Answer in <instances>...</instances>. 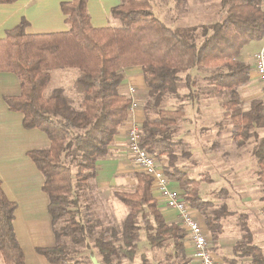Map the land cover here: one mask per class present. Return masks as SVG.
I'll list each match as a JSON object with an SVG mask.
<instances>
[{
	"label": "trees",
	"instance_id": "1",
	"mask_svg": "<svg viewBox=\"0 0 264 264\" xmlns=\"http://www.w3.org/2000/svg\"><path fill=\"white\" fill-rule=\"evenodd\" d=\"M219 1L224 11L219 20L170 26L155 15L152 0H121L111 10L120 24L96 27L88 0H66L61 9L68 29L32 33L29 22L22 19L0 38V72L15 73L21 87L19 94L5 95L4 100L9 109L23 113L25 128H39L51 140L48 148L28 154L44 175L42 187L49 196L56 237L55 245L37 251L53 264H79L70 258L65 237L76 245L89 237L103 264L133 261L142 231L150 246L164 249L174 264H189L186 229L166 221L153 195L152 178L142 171L132 173L137 179L133 190H113L128 208L121 233L115 225L96 230L80 218L81 201L97 177L98 162L112 155L111 144L128 118L132 98L120 87L129 66L142 67L149 88L143 104L142 145L159 163L167 158L165 173L180 183L189 206L205 216L212 239L216 241L224 232L223 218L232 211L200 194L199 181L180 168L175 150L185 103L199 100L200 94L220 97L222 120L232 122V136L239 145L250 136L259 138L257 128H264L263 99L253 98L244 107L239 88L251 82L252 68L238 58L246 44L264 38V0ZM212 66L225 69L204 74L205 85L199 84L192 70ZM57 68L79 69L71 87L75 96L62 85L46 91L50 71ZM169 95L180 101L175 108L164 107ZM251 155L264 181V138L253 145ZM3 186L0 179V252L4 264H26L14 228L17 203ZM239 220L241 237L233 246L234 257L227 260L235 264L238 258H250V264H264L263 249L255 243L246 215L240 214ZM141 258L144 262L148 256Z\"/></svg>",
	"mask_w": 264,
	"mask_h": 264
},
{
	"label": "crops",
	"instance_id": "2",
	"mask_svg": "<svg viewBox=\"0 0 264 264\" xmlns=\"http://www.w3.org/2000/svg\"><path fill=\"white\" fill-rule=\"evenodd\" d=\"M63 1L66 0H16L11 3H0V38L4 37L6 31L17 25L22 19L29 22L28 31L32 33L68 29L69 24L67 23L66 16L61 9V3ZM182 1H184L185 5L188 6L187 2L190 0ZM203 1L204 0H193V2H196V4H194L195 6H193L195 8L194 13L189 14V16L186 13H184V15L177 13L174 17H172V22L169 25L176 26L178 21L181 20L182 22H186L190 21V19L198 21L189 25H203L205 23L210 24L219 20L223 16L224 11L222 9L221 2L219 0H214L216 9H214V12L210 14L213 16L212 19H203L204 21H202V15L204 16L207 14L206 11L208 10V8H206L207 5L199 8L200 5L206 4V1ZM120 2L121 0H88L87 7L91 16V23L96 27L113 24L115 18L112 17L111 10L114 6L119 5ZM171 7L172 5L170 8ZM263 46L264 38L260 40H253L242 48L238 57L239 59L249 63L252 68L251 82L245 86L252 92L247 104H249L253 98L257 97L264 100V84L260 81L261 79L258 77L254 68V54ZM194 71L195 70H192L193 75ZM124 74L125 79L122 82L120 91L130 96V86L136 87L137 92L135 97L138 99L139 106L133 112L132 117H135L140 122H143L145 119L143 104L148 97L149 88L145 83L142 67L139 65L126 67L124 69ZM20 89V80L15 73L7 71L0 72V179L2 180V184L4 185L3 188L8 197L17 203L14 228L17 238L24 250L26 264H53L46 256L37 251L40 247L55 245L56 237L53 229L52 217L48 211L49 196L42 187L44 183V175L28 154V152L32 149L48 148L51 144V140L47 133L39 128H30V130L25 128L23 125V113L9 109L4 100V96L19 94L21 91ZM127 137L128 123L126 121L125 125L120 128L119 133L115 136V139L111 144L112 155L107 159L98 162L99 166L96 181L99 186L108 187L113 184L118 175H129L128 168L126 167L129 163L128 159L134 167L133 170L140 171L132 163L128 150V141L126 140ZM251 158L252 160H255L252 155ZM165 159L167 158L165 157L164 160L160 162L162 167H164L163 165L167 163L165 162ZM213 165V163L209 164L210 167L206 166V169H211ZM180 168L186 172L188 171L185 168L183 169L181 165ZM190 176L194 177L192 175ZM204 179L205 181L213 180V178H201L197 180L200 183ZM171 181L172 186L184 194V190L181 189L180 183L172 179ZM229 181L234 185V179L231 181L229 178ZM234 188L239 192L242 191L236 188V186H234ZM221 190L224 191L225 189L222 188ZM152 191L154 193L153 195L158 200V207L160 208V211L166 221L168 223H178L182 226L178 213L175 210L168 208V206H165L164 201L154 188H152ZM205 199L210 200L207 198ZM260 199L262 198L260 197ZM250 201L251 200L246 198V201L244 202L246 207H248L250 203L251 205H256L255 201ZM262 201L264 200L262 199ZM230 211H232V213L223 218V231L226 232L225 225L230 219V215H235V223L241 230L239 220L240 214H245L247 217V223L252 230L254 241L256 244L261 246L264 252V211H261L263 216L259 214L258 211L257 213L254 210L244 209L238 213H235L233 210ZM195 215L197 217L196 219L199 220L207 233L209 241L213 242L214 246L217 245L219 248H222L225 243L224 232H222L220 237L214 241L211 233H209L207 229L206 221L204 219L205 216L196 209ZM259 215L262 217L261 220ZM240 237L237 240H239ZM235 243L232 245L233 256L229 257L225 256L223 253L220 254L212 252L216 260L230 264L227 258L234 257L233 246ZM185 247L187 256L190 258L189 264H198L197 260L193 256L194 248L188 241L187 237L185 238ZM239 259L244 258H238L235 264H239ZM248 259V264H250L251 260L250 258ZM0 264H4L1 252Z\"/></svg>",
	"mask_w": 264,
	"mask_h": 264
},
{
	"label": "rangeland",
	"instance_id": "3",
	"mask_svg": "<svg viewBox=\"0 0 264 264\" xmlns=\"http://www.w3.org/2000/svg\"><path fill=\"white\" fill-rule=\"evenodd\" d=\"M189 2H187V6L184 1L178 3L177 0H152L151 7L156 16L166 24H170L173 19L172 17L177 13L181 15L186 13L188 16L194 13L195 8L193 6H195L196 2H193V0ZM203 2L206 4L200 5L199 8L207 5L206 8L208 10L206 11L207 14L202 15L201 19L202 21H204L203 19L210 20L213 17L210 14L216 9L215 1L204 0ZM171 5L172 7L170 8ZM196 21L198 20L190 19V21L186 22L180 20L176 23V26H185L196 23ZM115 23L120 24V20L115 19ZM224 69L223 66L218 68L217 66L208 67V69L201 72L195 69L193 76L199 84L205 85L202 80L204 74L208 75ZM50 72L51 77L46 88L47 92L51 87L62 85L69 94L74 95L73 88L71 87L73 86L74 79L79 74V69L57 68ZM245 86L240 87L239 91L246 108L249 106L247 103L252 92ZM165 98L164 107L166 108H175L180 103L173 96L169 95ZM185 105L186 113L178 122L179 125L176 133L179 143L176 144L175 150L180 155L179 165L183 169L188 170L187 172L198 180L201 178H213L212 181H205V179L201 181L199 192L203 197L212 200L215 203L214 205H226L228 209L235 211V213L245 209L258 211L262 215L261 211H264V201H262V199L264 200V181L258 177V164L254 159L252 160L250 152L257 140L264 138V128H257L259 138L250 136L249 139L245 140L244 144L239 145L232 136V122L229 119L222 120V107L218 95L206 98L200 94L199 100H188ZM220 121H223L222 126L219 125ZM128 162L126 167L128 168L129 175H118L113 184L108 187L99 186L95 178L92 180V188L85 191V195L81 201L80 210L82 212L80 213V218L88 225H95L94 228L96 230L108 225H115L120 233L122 231L123 221L128 208L113 195V190L134 189L137 179L132 174L134 167L129 159ZM165 162H167V159H165ZM212 163L214 165L210 169L209 164ZM206 166H209L208 170ZM229 178L231 181L232 179L235 180L234 185L233 183L231 184ZM234 186L242 191L235 190ZM222 188L225 190L222 191ZM246 198L251 200L250 202L255 201L256 205H251L250 203L246 207L244 203ZM235 218V215H230V219L225 225V243L222 248H219L217 245L214 246V243L210 241L213 253H223L229 257L233 256L232 245L240 237V229L235 223ZM261 218L260 216V220ZM62 223V221L59 222V226ZM141 234L135 259L133 261L123 260L118 264H174V261L168 256V252L164 249L152 248L146 239L145 232L142 231ZM64 242L70 248V258L75 261L78 260L79 264H103L97 248L94 247L89 237L81 245L74 244L69 237H65ZM142 254L148 256V259L144 260V262L141 258ZM248 260V258L239 259L238 263L248 264Z\"/></svg>",
	"mask_w": 264,
	"mask_h": 264
},
{
	"label": "built area",
	"instance_id": "4",
	"mask_svg": "<svg viewBox=\"0 0 264 264\" xmlns=\"http://www.w3.org/2000/svg\"><path fill=\"white\" fill-rule=\"evenodd\" d=\"M254 68L260 81L264 84V46L254 54ZM137 90L135 86H130L129 95L132 102L129 108L128 123V150L134 166L152 178V188H154L165 206L175 210L181 219L182 226L186 229V237L194 248L193 256L198 264H227L216 260L211 249L210 241L203 226L196 219L195 209L189 206V202L184 194L172 186V181L167 176L164 168L157 158L150 154L142 145L143 129L142 122L132 117L133 112L138 108L139 102L135 97Z\"/></svg>",
	"mask_w": 264,
	"mask_h": 264
}]
</instances>
